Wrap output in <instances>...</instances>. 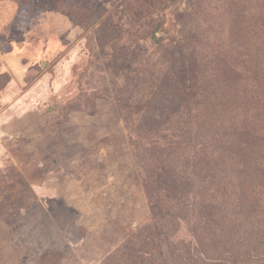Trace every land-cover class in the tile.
I'll use <instances>...</instances> for the list:
<instances>
[{
  "label": "rangeland",
  "instance_id": "1",
  "mask_svg": "<svg viewBox=\"0 0 264 264\" xmlns=\"http://www.w3.org/2000/svg\"><path fill=\"white\" fill-rule=\"evenodd\" d=\"M31 1L0 0V264H264V155L206 133L264 104V0Z\"/></svg>",
  "mask_w": 264,
  "mask_h": 264
},
{
  "label": "trees",
  "instance_id": "2",
  "mask_svg": "<svg viewBox=\"0 0 264 264\" xmlns=\"http://www.w3.org/2000/svg\"><path fill=\"white\" fill-rule=\"evenodd\" d=\"M22 1H28V0H22ZM40 2H38L39 4H43L45 6H47L50 9H57V3L59 0H48V2L46 0H39ZM31 2H34L33 0ZM35 3V2H34ZM59 7V4H58ZM231 96L230 94L228 95L227 93H224V95H221V108L219 111V115L215 116L214 118H212L209 121V125L208 128H206V133L210 134V133H216V134H222V136H220V139H222V141L224 142L223 144V148H226V151H224V157L226 156H231L232 154L234 155L235 152L238 153L239 150H242V148H238L236 149V151H234V146H232L231 144H233V142L235 141L236 138L239 139V142L241 141V145L242 144H246L249 142L253 145L252 146H257V149L259 150L258 156L262 157L264 155V153H262V150H264V111L261 112V114L259 113V110L261 108L264 107L263 105H260V101H253L252 98L251 100L248 102V98H246V102L245 103H241L240 99L238 97L235 96V94L233 92H231ZM231 97V98H229ZM153 97H151V101H152ZM38 103H40L39 107L43 108L45 111H47V103H43L42 101H39ZM255 104H258L259 106H261L258 110H255ZM39 110V109H37ZM176 115L175 113H166L165 115H163L162 117H159L157 122L155 121L154 123L150 124L149 121H147L142 127L148 129L147 130V134L144 135L145 136H151L152 133H157V134H162L161 128L164 126H168L172 124V116ZM146 125V126H145ZM154 130V131H153ZM239 130V132H238ZM244 130H246V132L244 133ZM149 133V134H148ZM140 135V134H139ZM139 135L135 134V136L132 137V142L135 143L134 146H132L133 148V152L136 154L139 158V155H141L143 153V149L141 150V143L138 142L139 140ZM255 142V143H254ZM172 150L173 148L170 147ZM174 151V150H173ZM177 153H168L167 157L170 158V171H174L176 170V167L178 164H175V160L174 158H177V156L175 157L176 154H180L185 156V151L184 150H178L176 151ZM231 153V154H229ZM134 155V156H135ZM171 156V157H170ZM195 156V154H194ZM236 156V155H234ZM247 156V155H245ZM232 157V156H231ZM230 157V158H231ZM241 159V158H240ZM206 162H210L208 160H206ZM204 169V168H203ZM202 170V169H201ZM178 171V170H176ZM204 171H206V174H204L202 171V173L204 174L203 177V181H208V184L211 181H215L213 179H215V177H213V175H211L210 170L208 171L207 169H204ZM178 179H174V183L177 182ZM184 183L186 182H190V180H188L187 178L184 180H182ZM169 185H173V183H171V181L164 182V186L167 187ZM199 190H201V187L199 188ZM124 244V243H123ZM122 245H120L118 248H116L112 253H110L107 257H105L99 264H117L118 260L117 258L114 256L115 253H117L119 251V249L123 248ZM227 247H229L230 249H232V247H234V245L232 243H229L226 245ZM120 249V250H121Z\"/></svg>",
  "mask_w": 264,
  "mask_h": 264
},
{
  "label": "crops",
  "instance_id": "3",
  "mask_svg": "<svg viewBox=\"0 0 264 264\" xmlns=\"http://www.w3.org/2000/svg\"><path fill=\"white\" fill-rule=\"evenodd\" d=\"M47 112H48V111H47ZM39 113H41V115L43 116L42 119H43L44 121H46V120L48 119L49 115L51 114V112H50V113H46V114H44L43 111H39ZM44 115H45V116H44ZM53 159L55 160V159H57V158H53ZM59 167H61V168L63 169L64 172L68 171V167H65V165H62L61 162H60ZM71 172H72V170H71ZM52 196H53V197H56L55 195H52Z\"/></svg>",
  "mask_w": 264,
  "mask_h": 264
}]
</instances>
